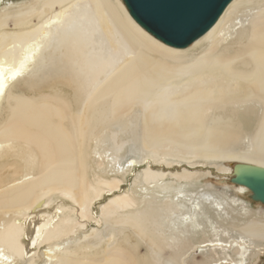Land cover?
Here are the masks:
<instances>
[{
    "label": "bare ground",
    "instance_id": "bare-ground-1",
    "mask_svg": "<svg viewBox=\"0 0 264 264\" xmlns=\"http://www.w3.org/2000/svg\"><path fill=\"white\" fill-rule=\"evenodd\" d=\"M12 11H0V264L264 263L250 249L264 221L228 223L249 189L231 199L204 171L149 163L264 168V0H233L182 48L140 27L123 0ZM143 163L134 186L146 193L115 196L94 218ZM92 221L94 241L73 238ZM231 229L241 241L217 239Z\"/></svg>",
    "mask_w": 264,
    "mask_h": 264
},
{
    "label": "water",
    "instance_id": "water-1",
    "mask_svg": "<svg viewBox=\"0 0 264 264\" xmlns=\"http://www.w3.org/2000/svg\"><path fill=\"white\" fill-rule=\"evenodd\" d=\"M132 19L168 46L182 48L203 36L233 0H123ZM235 185L264 204V168L237 165Z\"/></svg>",
    "mask_w": 264,
    "mask_h": 264
},
{
    "label": "rangeland",
    "instance_id": "rangeland-1",
    "mask_svg": "<svg viewBox=\"0 0 264 264\" xmlns=\"http://www.w3.org/2000/svg\"><path fill=\"white\" fill-rule=\"evenodd\" d=\"M31 2L33 3L34 0H2V2H0V5H1L0 6V11L5 9L7 12H13L12 9L17 4H19V5H21V4H29ZM2 4H3V6H2ZM24 52H22V53H24ZM248 145H249V142L247 141L246 142V146H248ZM246 150H247V147H245L243 149H240L241 152H245ZM129 157L130 156L126 157V162L129 161V159H128ZM101 160H102V164H106L107 163L106 159L102 158ZM167 160L175 161V159H172V158H167ZM89 163H91L92 166H95V163L93 162L92 159L91 160L89 159ZM149 163L152 165L153 169H155V170H163V171H166V172H173V173L177 172V171L182 172L184 169H187L189 171H196V172L204 171V174H203L201 180L205 179V178H209V179L213 180L214 183H215L214 190L216 192L220 193V194L224 192L231 199L236 198V196L238 195L237 194L238 192H237L235 187H238L239 185H235L234 183H232V180L236 177L235 167L237 165H241V164L251 165L249 163H240V162L231 163L230 166L233 168L234 172L230 173L229 175L226 174L224 176H221L222 174H221L220 171H218L215 167H212V166H210L208 164L205 165V166H202V164H201V165H197V166L191 168L189 165H187L185 163H180L179 166H171V167L158 165V164L152 163V162H149ZM214 164L219 165V166H223V167H227L228 166L226 163H222V162H214ZM146 165L147 164L143 163L139 167H136V168L132 169L133 171L131 170L126 178H122L121 176H118L117 177L118 178V182H123L121 184L120 188H119L120 192L117 191V192H115L113 194H106L101 200L96 201L95 204L91 208L93 217L96 218V219H101L102 206L106 205L110 201V199L115 197V196L128 194L131 191V189L135 190L139 194H145L146 192H142V191L139 190V188H136L134 186V183H135L134 179H135V175L141 173L142 170L146 167ZM127 166H128V164H127ZM208 171H210L213 174V178H210V176H208L206 174ZM201 182H204L206 184L205 181H201ZM224 182H225V184H224ZM221 184H224V185H221ZM207 185H210V184H207ZM201 186L202 185H198L197 188L200 189ZM200 190H202V189H200ZM241 201L243 202V206L245 207V209H244V211H240V212L235 211L230 216L231 220L228 221V223L230 225H232V226L233 225L243 226L245 223H249V222H253V221H261V222L264 221V204H262L260 201H254V196H253V193L251 191H248L244 195V198ZM66 202L67 201L63 200L62 198H60V196H55V198H54L55 206H57V205L70 206L72 204L70 202H67V203ZM233 209H235V208L233 207ZM232 217H234L236 219L232 220L233 219ZM96 219H95V221H96ZM95 221H92L91 223H88V225L85 228H83V230H81V232H79L78 234L74 235L73 238L76 239L78 237L77 240L79 242H85V241H91V240L94 241L91 233H93V231H95L97 229H100L101 226H102L101 224H97ZM230 222H232V224ZM218 226H221V225H218ZM82 232L87 234V235H89V238L88 239H83L80 236V233H82ZM239 236H240V233L238 231H236L235 229H231L228 234H226V235L222 234L221 236L217 237V239L224 238V239H229V242H232L234 240H237L239 242V241H241L239 239L241 237H239ZM63 240H65V239H63ZM63 240H61V241H63ZM247 240H249V239H247ZM136 241H137L136 238H132L130 240V243H132V242L136 243ZM73 245H74V243L71 246H73ZM46 247H47L46 245H43L39 251L40 252L43 251L44 249H46ZM250 249L253 250V253L254 252L258 253L260 255L261 259H264V241L259 240V239H255L254 240V244L250 245ZM94 251H98V250L95 249ZM139 253L141 254V256H143L146 253V246L145 245L141 246L139 248ZM200 253L201 252L199 251L198 254H200ZM41 259H42V257L38 258L37 263L40 262ZM199 259L202 260V257H199ZM214 264H216V263H214ZM262 264H264V263H262Z\"/></svg>",
    "mask_w": 264,
    "mask_h": 264
},
{
    "label": "snow or ice",
    "instance_id": "snow-or-ice-1",
    "mask_svg": "<svg viewBox=\"0 0 264 264\" xmlns=\"http://www.w3.org/2000/svg\"><path fill=\"white\" fill-rule=\"evenodd\" d=\"M0 87H2V85H0Z\"/></svg>",
    "mask_w": 264,
    "mask_h": 264
}]
</instances>
